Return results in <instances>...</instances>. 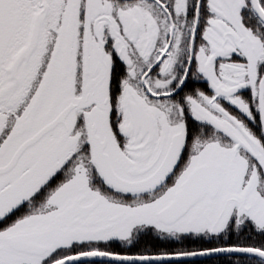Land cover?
<instances>
[{"label": "snow or ice", "instance_id": "6c2138e0", "mask_svg": "<svg viewBox=\"0 0 264 264\" xmlns=\"http://www.w3.org/2000/svg\"><path fill=\"white\" fill-rule=\"evenodd\" d=\"M0 264H264V0H0Z\"/></svg>", "mask_w": 264, "mask_h": 264}]
</instances>
